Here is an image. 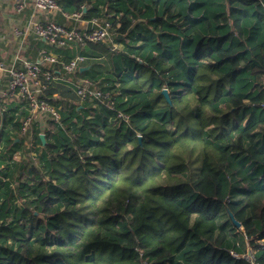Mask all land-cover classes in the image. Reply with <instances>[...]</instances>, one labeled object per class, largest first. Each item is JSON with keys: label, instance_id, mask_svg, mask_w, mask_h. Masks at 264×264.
<instances>
[{"label": "trees", "instance_id": "16d2710c", "mask_svg": "<svg viewBox=\"0 0 264 264\" xmlns=\"http://www.w3.org/2000/svg\"><path fill=\"white\" fill-rule=\"evenodd\" d=\"M61 4L87 18L105 6L121 36L145 16L167 40L147 38L115 61L99 42L80 46L103 53L96 63L114 109L89 120L80 108V136L46 144L49 173L31 168L35 186L18 189L39 207L14 208L17 220L0 213V264H264V0ZM12 191L1 192L0 211Z\"/></svg>", "mask_w": 264, "mask_h": 264}, {"label": "built area", "instance_id": "2783aa9c", "mask_svg": "<svg viewBox=\"0 0 264 264\" xmlns=\"http://www.w3.org/2000/svg\"><path fill=\"white\" fill-rule=\"evenodd\" d=\"M27 7L33 9L32 17L15 25L6 36V45L17 44L9 49L15 54L7 57L9 62L0 54V72L6 70L10 76L9 83L0 88V105L17 102L24 106L25 113L18 118L24 149L23 152L17 151L16 156L28 159L24 154L27 151L33 157V160H27L29 167H32L34 163L39 165L41 150L38 149L44 148L40 136L44 135L45 140L54 138L58 127L63 125L64 104L71 102L70 98L59 91L51 90L55 84L73 88L81 102L103 104L112 109L115 102L112 94L102 90L94 79L75 76L82 63L90 56L77 53L66 60L47 49H41L34 57L23 56L20 51L26 40L34 35L49 45L65 48L99 42L110 50L120 49V44L115 37L116 31L112 29V13L104 11L102 16L87 18L84 15L85 8L67 12L63 9L61 0H16L17 12H22ZM60 13L64 22L56 19ZM117 116L126 121L129 119L123 113H118ZM26 199L21 198V201ZM230 253L236 257L242 256L234 250H230Z\"/></svg>", "mask_w": 264, "mask_h": 264}, {"label": "crops", "instance_id": "0c3cea01", "mask_svg": "<svg viewBox=\"0 0 264 264\" xmlns=\"http://www.w3.org/2000/svg\"><path fill=\"white\" fill-rule=\"evenodd\" d=\"M15 2L16 0H0V54H2L3 57H6V62H9L7 57H11L15 54V52H10L9 49L17 46L15 43H10L6 45V36L12 31L13 27L15 25L23 23L25 20L32 17L33 9L30 7L25 8L22 12H17L15 9ZM133 5L131 4L130 7ZM158 7V4H150V8ZM160 6V5H159ZM149 7L143 2L142 8L144 10L149 9ZM104 11L108 12L106 7H103ZM132 9V8H131ZM161 9V6H160ZM56 19L60 22H64V17L62 14H58L56 16ZM135 22L138 24L137 27H132L131 32H127L126 34H123L120 37H117L116 40L120 44V49H130V47L133 46H139V45H145L147 42V38L149 40H155L158 38V42H163V44L166 43V38L160 37V33H157L156 27L154 24H151L147 21L145 16H140ZM136 33H140L141 36L136 37ZM138 34V35H140ZM44 42L43 40L37 39L34 35L30 36L26 42L24 48L21 49L20 54L23 56H36L41 49H46L43 47H40V44ZM72 49L75 56L78 52L77 46L75 47H68V49ZM119 50V49H118ZM118 50H113L114 55L112 57V61H115L116 53ZM53 52V51H52ZM95 54L87 61L86 63L82 64L79 71L75 73L76 77H89V78H95L97 79L98 86H102L101 78L102 74L105 73L104 69L101 68V71L98 70L96 61L98 59H102L103 53L94 50ZM56 53V52H54ZM61 55V54H60ZM66 59L65 55H61ZM71 56V57H73ZM70 57V58H71ZM94 67V70L91 72L90 75H86L87 73H83L82 71L86 70V72ZM81 72V74L79 73ZM93 75V77H91ZM10 76L8 75V72L6 70H3V72H0V88L2 86H5L9 83ZM64 85V84H63ZM103 85H106L104 83ZM66 87V85H65ZM69 87V86H67ZM66 96V95H64ZM68 98L71 99L70 103L65 102V109L64 114L68 119L63 120V125L58 127V130L55 132L56 136H62L65 138L66 142L69 139H73V137L80 136V125L81 121L79 120L78 115L82 114V109L80 108H87L88 114H86L87 119L93 120L96 116V114L100 110H95V108L98 109V107L102 108L104 106L103 104H93L89 102H81L78 98V96L75 94V96L67 95ZM91 106H95L94 109ZM24 106L22 104L17 102H11V103H2L0 105V200L3 198V194L1 193L3 190L7 188V186H10V188L14 187V178L13 175L16 176L20 172L21 174L24 173L28 178L24 177V181L27 179L30 180V184H34L36 182V178H34L33 174L28 172L29 169V162L27 160H33V157L26 151H24V154L28 156V159L25 158H19V156H16L17 151L23 152V142L22 137L20 134V128H19V117L23 116L25 113V110L23 109ZM85 111V109H84ZM250 110L243 112V123H245L248 119ZM71 127V128H69ZM261 130V129H259ZM70 132V133H69ZM263 137V136H260ZM41 138V136H40ZM55 136L53 139L47 138L45 142L41 139L42 143H44V148L38 149V151L41 150L40 155L43 153L44 150H47L46 144L54 142ZM58 140V139H57ZM38 158V157H37ZM20 159V160H19ZM19 163L23 166H26V169H23V166H18ZM35 165H33L31 168H34ZM39 167H42L41 164H39ZM22 168V169H21ZM20 169V171L18 170ZM19 171L18 173L15 172ZM19 174L18 177H21L22 175ZM15 190V189H14ZM18 194L19 192H15ZM18 197V196H17ZM19 197H22L21 195ZM18 197V198H19ZM29 197V196H28ZM223 219H226L225 217Z\"/></svg>", "mask_w": 264, "mask_h": 264}, {"label": "rangeland", "instance_id": "374dc122", "mask_svg": "<svg viewBox=\"0 0 264 264\" xmlns=\"http://www.w3.org/2000/svg\"><path fill=\"white\" fill-rule=\"evenodd\" d=\"M121 36V34H117L116 33V38L117 37H120ZM40 47H43V48H46L47 50H49V51H53V52H56L57 54H61V55H65V56H73L74 55V53H73V50L70 48V49H68V48H65V47H60V48H56V47H54V46H52V45H49V44H47V43H45V42H42L41 44H40ZM122 49H119L118 51H121ZM78 52L79 53H84V54H86V51L82 48V47H79L78 48ZM87 55V54H86ZM84 64L86 63V62H83ZM82 63V64H83ZM98 68V70H100L101 71V67L99 66V67H97ZM94 70V67L92 68V69H90V70H88L87 71V74L86 75H90L91 74V72ZM92 76V75H91ZM102 77H103V74L101 75ZM91 79H94L95 81H97V79H95V78H91ZM99 79H101V78H99ZM105 83V82H104ZM116 95L117 94H119V91H117L116 93H115ZM66 107V106H65ZM91 107H93V109H94V107L95 106H91ZM109 108V107H108ZM110 109H112V108H110ZM95 110H100L98 113H100L103 109L102 108H100V107H98V109H94L93 111H95ZM103 113V112H102ZM79 119L81 120V118L79 117ZM108 120L109 121H111V120H115V116L113 117V116H110L109 118H108ZM119 121V120H118ZM117 121V122H118ZM94 132H96V131H94ZM70 133V132H69ZM74 138V137H73ZM63 150V148H61V150H58V151H62ZM50 155H52V152L50 151V150H48V148H47V150H44L43 151V153L41 154V155H39V164H41V166H42V168H43V170L45 171L44 172V174H45V176L49 173V170H50ZM20 160V159H19ZM35 164V167H39V165L37 164V163H34ZM19 167L20 166H23V164L21 165V163H19V165H18ZM49 168V169H48ZM22 169V168H21ZM23 169H26V166L24 167L23 166ZM19 171H20V169H18ZM30 170H31V167H29V169H28V172L30 173ZM19 171H16L15 170V172H19ZM19 174H21L20 172L18 173V175L16 176L15 174L13 175V180H14V187L15 188H13V189H15L14 190V200H12V201H10V205H9V208L7 209V208H5V206H3V210L2 211H0V213H1V220L2 221H4V220H6V219H9V218H13V219H15V220H17L18 219V217H14L13 215H14V208H17V207H19V208H22L24 205H28L29 207H28V209H35V208H37V207H39V200H40V198H37V194L36 193H25L24 195H31L30 196V198L28 197V196H24V197H26V198H28L29 199V202H27V201H21V198H24V197H19L20 195H22V194H20V193H18V194H16L15 192L17 191V192H19V185H24V173H22L21 175V177H18L19 176ZM26 178H28V175H27V177ZM35 178V177H34ZM37 180V179H36ZM35 184H36V182H35ZM35 184H33L32 186H35ZM48 188H50V187H48ZM29 192H31V191H29ZM19 198H18V197ZM2 202V199L0 200V203ZM10 210V211H9ZM20 218V217H19ZM1 221V222H2ZM45 241H47L49 244H51V242L53 241V238L52 239H45ZM3 245V247L4 248H12L13 250H15L17 247H18V243H15V244H2ZM10 245V246H9ZM251 251H252V248H250V247H248V250H247V254L249 255L250 253H251ZM1 256L2 257H4L5 256V253L3 252L2 254H1Z\"/></svg>", "mask_w": 264, "mask_h": 264}, {"label": "water", "instance_id": "95a60500", "mask_svg": "<svg viewBox=\"0 0 264 264\" xmlns=\"http://www.w3.org/2000/svg\"><path fill=\"white\" fill-rule=\"evenodd\" d=\"M163 93L166 95L167 98H169V94H168V91L166 88L163 89ZM41 139L45 142V136L44 135H41ZM233 221L237 226H240L239 221H237L236 219H233Z\"/></svg>", "mask_w": 264, "mask_h": 264}]
</instances>
